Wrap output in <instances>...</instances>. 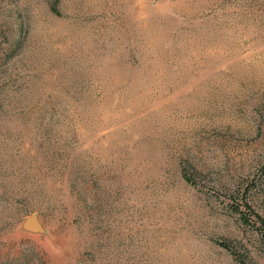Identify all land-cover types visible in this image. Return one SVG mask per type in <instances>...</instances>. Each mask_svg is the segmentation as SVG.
<instances>
[{
  "label": "rangeland",
  "instance_id": "1",
  "mask_svg": "<svg viewBox=\"0 0 264 264\" xmlns=\"http://www.w3.org/2000/svg\"><path fill=\"white\" fill-rule=\"evenodd\" d=\"M263 231L264 0H0V264H264Z\"/></svg>",
  "mask_w": 264,
  "mask_h": 264
},
{
  "label": "water",
  "instance_id": "2",
  "mask_svg": "<svg viewBox=\"0 0 264 264\" xmlns=\"http://www.w3.org/2000/svg\"><path fill=\"white\" fill-rule=\"evenodd\" d=\"M21 229L32 234H44L45 229L36 214H30L21 223Z\"/></svg>",
  "mask_w": 264,
  "mask_h": 264
},
{
  "label": "trees",
  "instance_id": "3",
  "mask_svg": "<svg viewBox=\"0 0 264 264\" xmlns=\"http://www.w3.org/2000/svg\"><path fill=\"white\" fill-rule=\"evenodd\" d=\"M260 223L262 224V221H260ZM263 234H264V231H263Z\"/></svg>",
  "mask_w": 264,
  "mask_h": 264
}]
</instances>
